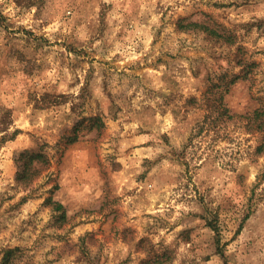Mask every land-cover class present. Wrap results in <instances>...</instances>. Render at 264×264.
Segmentation results:
<instances>
[{
  "label": "rangeland",
  "instance_id": "obj_1",
  "mask_svg": "<svg viewBox=\"0 0 264 264\" xmlns=\"http://www.w3.org/2000/svg\"><path fill=\"white\" fill-rule=\"evenodd\" d=\"M151 259L264 264V0H0V264Z\"/></svg>",
  "mask_w": 264,
  "mask_h": 264
},
{
  "label": "trees",
  "instance_id": "obj_2",
  "mask_svg": "<svg viewBox=\"0 0 264 264\" xmlns=\"http://www.w3.org/2000/svg\"><path fill=\"white\" fill-rule=\"evenodd\" d=\"M184 28L199 29L203 31L204 33H206L207 35H210L216 38H221V36L215 30L209 29V27L195 23V22L186 24ZM257 115H258L257 112H255L254 117H258ZM74 140L75 138L73 139V141ZM14 163H15V169H16V172H15L16 182L21 185H28L33 180V178L37 174H39V172L44 167L46 162H45L44 157L39 153L23 151L15 157ZM52 204H53V209L55 211H59L62 209V206L60 204L58 203H52ZM60 216L62 219H64L63 211L61 212ZM213 230L215 231V228H213ZM9 252L10 251H7L6 253H9ZM155 260L152 261L151 259L150 264L159 263L157 259ZM3 262H5L4 258H3ZM224 264H227V263L225 262Z\"/></svg>",
  "mask_w": 264,
  "mask_h": 264
}]
</instances>
